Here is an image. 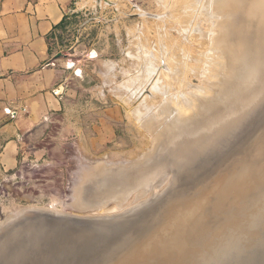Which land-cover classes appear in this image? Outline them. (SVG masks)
Wrapping results in <instances>:
<instances>
[{
  "label": "rangeland",
  "instance_id": "obj_1",
  "mask_svg": "<svg viewBox=\"0 0 264 264\" xmlns=\"http://www.w3.org/2000/svg\"><path fill=\"white\" fill-rule=\"evenodd\" d=\"M165 1L76 0L77 5L75 6V12L69 15V19L63 26L61 36L58 39V42L55 43L53 51L54 53L63 54L59 58L61 62L60 64L62 66H64L62 58L65 55H68L69 57H72L77 62H79L78 67L81 68L82 73L80 76H76L73 70L66 69L67 84L66 89L62 94V97H64V105L63 109L59 112V116L57 117L55 125L46 128L45 132L34 141L27 144L24 143V148H22V152L24 155H20V165L14 172L9 174H0V264H10L11 258L15 256L17 257V261L14 264H66L68 261H71L70 259H68L69 256L72 255L70 253L71 246L68 244L66 245L64 241L53 240V233H50V229L57 230L55 229V225L61 224L62 227H67L68 225L86 231L98 229L97 225L101 227L104 222H106V224L110 222L109 224L115 225V229L118 230H121V224L124 221L125 223H133L137 226H143L144 224H146V221L148 219L149 215L147 214L149 210H151L153 207H155L156 209L162 208L161 210H163L162 212H164L169 207L176 206L178 201L182 197L191 195V193H193V190H188L182 187L181 183L177 184L180 179L178 178L175 171H170L171 173H167L165 175L166 177L162 176V178L160 177L159 179L152 181L149 184H143L133 187L136 188L135 190H133L132 188H128L125 191L124 189L126 176L136 174L137 172L135 171H137L139 167L143 166H141L140 164H143L144 162H146L144 163V165H147L150 162L152 163V161L150 160L153 152L155 153L157 151V149L155 150V146L153 144L154 141L153 143L152 141H150L152 139L148 136L145 127H141L140 124L134 119V111L132 110L137 109L138 111V109L144 107L143 102H145L144 105H148L149 102L147 103V101L149 97L150 104L152 103L151 106L154 105L151 107L152 109L154 107V111H156L155 104L156 106H158L160 104L159 101H165V99H162L166 97V95L162 93L163 89L162 91H159L161 95L159 94L160 98L158 99L159 101H157V98L159 97L157 96L158 91H155L157 93L156 95V93L153 92L152 88L150 87V85H153V83L158 80V78L162 79V77H164L163 79L165 80L166 74L164 73L169 67V65H167L169 63L166 61L163 62L161 60V58L163 59L164 57L165 58L163 60L168 58L167 55L165 56V54H163V52L168 54L171 52L173 53L175 50L178 51V49L176 48L178 47V45L180 47V50H183L182 48L185 47L184 50L181 51L182 54L180 52L179 53L181 55L177 54V52L176 54L180 56H176L180 60L182 58L185 59V61L183 59L182 60L186 62L187 65H189V70L193 71V76L191 71H188L189 73L187 72V77H184L185 74L182 76L184 80L185 78H187L186 80H189H185L187 85L192 83V86H190V88L193 87V90L197 88L194 91H197L198 88H202L201 84H203L204 82V77H206L205 80H207V75H205L207 74L206 66L205 68L203 67L204 65L208 64H204L203 62L206 58L208 59V57L211 58L212 56L213 50L211 49V45L208 42L210 39L209 36L214 34L212 33V30H214V32L216 31L215 29H211V27L214 26L213 23V26L211 24V19L214 20V18L211 17V15L209 16V14L204 15L206 14L204 11H202L204 12V14H202V12H199L202 9L201 6L198 12L201 13L203 17H200L202 15L198 12V14L196 13L197 17L201 20L202 18L205 19L206 16L207 19L211 17V21L209 20L210 23L207 19H205L207 20L206 23L204 20H202L201 22V20L199 19V22L197 21V26L196 21L193 20L191 28L189 30L190 32L187 33L186 37H184L180 32L181 19L179 18V16L182 15L181 5H175L178 0H167L168 3L166 1V4L168 5L164 4ZM201 1V3H203V0ZM181 2L182 1H180V3ZM176 15L179 16L177 17ZM170 16L172 17L170 18ZM175 18L179 22V25L177 21H174ZM200 22L202 23L201 25ZM208 23L211 25H209ZM199 26L200 28H204L201 29L205 33L200 32L201 29L198 28ZM193 28H198L196 29L197 32H194L195 29ZM192 31L195 34L196 38L201 37L202 34L209 35V39H205V45L202 44V46L204 45L203 48L202 46H199L201 45V40L197 41L195 37H192ZM209 31L212 34H209ZM177 32L180 34V36ZM178 36L179 38L183 37L184 39L180 40ZM166 37L168 40H170L169 42ZM170 37L176 40L173 41V39ZM162 38H164L163 41ZM189 38L193 42V44L189 40ZM173 42L174 44L180 42V44L177 43L176 46H174ZM196 45L198 46V48ZM165 46H167L166 48L168 49L163 48ZM206 46L207 48H210L209 51H211V56L207 51L209 48L206 49ZM147 47L150 48V51L153 49V51H151V55L149 49L147 51ZM173 47H175L176 49H174ZM200 47L201 50L199 51ZM202 50H206L208 52V55L197 54L199 52L206 53ZM157 51L160 52H158L160 54V56L158 57L160 58V60L156 59V57L159 55ZM145 52L148 53L151 58L154 56L153 59L147 58L149 56L146 54V57ZM92 53H94V55H92ZM161 54L164 56H162ZM205 55H207L208 57ZM217 56L218 54L216 55V58H218ZM196 57H203L204 59H202V61H204L201 62L200 59ZM150 59L152 60V63L156 60L153 65H158L159 63L160 67L157 66L154 71H157L158 68L161 71L158 69L156 75H153L155 73L154 72L152 75L149 74L148 76L149 72L146 71L149 70L147 68H149L152 64ZM200 62L203 64H201ZM197 63L199 65H195ZM173 64L170 65L173 67ZM200 66L202 68H200ZM197 67L200 68L197 69L198 71L196 70ZM194 69L197 72H195ZM199 71H203V74L205 73L204 76H202L200 74L202 72ZM194 73L198 74L196 76L197 78H195L194 75L196 74ZM147 76H153V78L155 77L154 82L153 80H149V86L146 83L148 82ZM182 76L180 77V80L182 79ZM200 76H202V78H200ZM177 77H175L176 80ZM163 79L161 80L163 83H161L165 88L167 84L168 87H170L169 85L171 84L169 83L172 82L173 85L171 86L174 87V84L176 83V88L178 87L177 89H179V91H182L179 85H177V82L174 81L175 79L169 78L171 80L170 81L167 77V79L165 80L166 82ZM144 80L147 87H150L151 89L149 88L148 90L147 87L146 89L144 87L145 91H147H144L145 93H142V97L140 98H136V95L131 96L134 94L132 89L135 88L134 86H136L138 82H141L139 84H143L144 86H146L144 84ZM167 80L170 82H168ZM199 81H201V83ZM139 84H137V86ZM196 85H198V87H196ZM130 86L132 89L130 88ZM127 87L128 89H126ZM190 88H188V90L187 87L186 89L184 88L185 90H187L186 93L194 92L192 88ZM151 90L152 94L150 92ZM127 91H129L131 95L127 94L129 93ZM170 93H168V95ZM150 94L151 96H149ZM120 95L125 96L121 99ZM155 95L157 98L155 97ZM127 96H129L128 99ZM130 98L132 99L131 101L129 100ZM142 98L146 101L143 100L142 102ZM133 99H135V101ZM139 99L141 100V102ZM151 99L153 101H151ZM119 100L123 102L124 100L125 102L130 101V103L127 102V104L129 103L128 105L125 104V102L121 104L122 102H120ZM132 101L134 102L132 103ZM131 103L133 107L132 105H130ZM136 103L140 105V108L138 105L136 106ZM262 103L263 104L262 106L260 105V109H258L260 107L258 106L252 111V122L250 125V130L251 135H255V137L262 132V127H264V101ZM150 104L148 107H150ZM128 108H130V111H132L131 113ZM259 123L261 124L260 126H258ZM139 155L141 156L139 157ZM85 157H87V160ZM76 164L78 166H76ZM132 166L137 169L133 170V168H131V171L129 167ZM125 167L126 169L128 167V169L125 170ZM119 168L121 170H118ZM122 168L125 170V172H123L124 174H122L120 178V176H116L115 173L117 174L116 171L122 173ZM128 170L131 173L127 172ZM159 171L155 170V173L159 174ZM107 172L111 173V175L113 173L114 175L112 176L114 178L116 177V179L111 176L110 181L112 182H110L108 177L109 174ZM121 173H118L117 175ZM104 175L108 179L103 180ZM135 176H138V174ZM169 177L172 178L170 179ZM117 178L119 179L118 181L122 183H118ZM98 179H100V183L102 182L103 185L102 183L99 185ZM95 180L97 181V183ZM108 181L111 184H108ZM115 183H118V185L120 184V190H118L119 186L114 185ZM105 185H108L109 187H106L107 190H105V188H102L104 191H101L104 194L102 195V193L99 192V190H101V188L99 187H104ZM92 186L94 189L92 188ZM110 186H112L111 189ZM114 188L118 191V193L115 194L116 190ZM165 188H167L168 190L166 191ZM92 190L94 191V194L92 193ZM95 190L98 191V194L101 195L100 197H96L98 194H95ZM106 191L107 193L109 191L110 194H105ZM120 191H122V195ZM161 192L162 196L160 195ZM91 194L93 197L91 196ZM113 194L116 197H114ZM156 195H159V197ZM115 207H122L123 210L119 209V211ZM142 207H144V210ZM53 208L55 211H57L55 212ZM65 208L67 212H65ZM68 209L71 211H68ZM122 211L125 213H123ZM126 211H128V214L126 213ZM71 212L72 214H70ZM140 212L143 213V215H141ZM119 214L120 217L117 216ZM114 215L116 216V218L114 217ZM121 215L124 217H122ZM65 218H67V220H65ZM96 218H98L97 220L100 223L95 222L97 221ZM42 221L44 222L42 223ZM89 222L92 224V226ZM106 224L104 223L103 225ZM39 225H41V227ZM84 226H87L88 229H85ZM42 227L45 229V232L48 229V232L50 234H43L42 232L40 233V231H43ZM35 228L38 230V232H36L37 230ZM31 230L33 233H30ZM16 234H18L19 236ZM38 234L39 236H37ZM117 234H121V231H117ZM125 234H127V232L125 233V230H123L121 235L126 236ZM35 236L38 237L37 240L35 239ZM123 237L118 240L108 252L103 253L99 257L98 261L96 260L93 264L113 263L119 256L124 255L126 249H128V247L133 243L134 239L139 237V235H131L126 240H123ZM259 238L261 239H259L258 241H254L252 246L246 249L247 253L253 251L255 248L253 250L252 248L256 244H258L260 248L264 247L263 230L260 231ZM32 241L34 242V244ZM15 244L17 246H15ZM45 244L48 245L46 246L48 250L46 249V247H44ZM19 245L23 247L20 248ZM7 251L10 255H7ZM37 251L40 252L41 255ZM43 251L45 252L43 253ZM4 252L6 253V255ZM32 258L34 259L32 260Z\"/></svg>",
  "mask_w": 264,
  "mask_h": 264
},
{
  "label": "bare ground",
  "instance_id": "obj_2",
  "mask_svg": "<svg viewBox=\"0 0 264 264\" xmlns=\"http://www.w3.org/2000/svg\"><path fill=\"white\" fill-rule=\"evenodd\" d=\"M166 1L164 2V4L168 5L166 4ZM180 1H182L181 2L182 4L180 3ZM180 1L178 2L179 4L176 2L175 5H181V9H182L181 10L182 15L181 14H180L181 16L176 15L177 17L179 16V18L181 19L180 20V23H181L180 32L182 36L186 37L187 33L190 32L189 30L191 28V24L193 20L196 21L197 23L196 25L198 26V22H199L198 20L200 18L197 17L196 13L198 12L201 6H202V9L199 12L204 11L206 14H204V12H202V14L204 15L209 14V16L211 15V17L214 18V20L211 19L213 21L212 22L210 20L211 17L207 19V16L206 18L204 16L205 19H207L208 21L210 20L211 24L213 23L214 26H216L214 27L212 24L214 28L211 27V29L216 30L215 32L214 30H212V33L214 34L210 33L211 30L209 31V34H212L213 36L212 35L209 36L206 34L203 35L201 33L203 37H205L203 38L201 35L204 41L203 42L201 37L199 38L195 37V34L193 33V31H192L193 35L191 34L192 37H195L197 41L201 40V45L199 46H202V44L205 45V39L206 38L209 39L210 37L209 42L207 41L208 39L206 41L210 43L211 45V49L213 50L212 52L213 57L210 55V52H211L209 51L210 48L208 47L209 48L208 49L207 46H206V49H208L207 51L209 52V55L211 56V58L207 56L208 52L206 50H202L203 52L205 51L206 53H200V52L197 53L198 55L207 54L205 56H207L208 59L206 58L205 61L203 60L204 62L202 61V59L205 58L204 56H203L204 58L196 57V58H199L200 61L203 62L204 64H208V65H204L203 67L205 68L206 66L207 74L205 73L204 74L207 75V80H205L206 77H204V80L202 79L204 81V82L202 81L203 84H201L202 88H198L197 91H194L197 88L193 90V87H191L194 92L186 93L188 88L192 86V83H190L191 82L190 81L189 82L190 84H188L189 85L188 86L185 82L187 78H185L184 80L182 75L185 74L184 75L185 77L187 72L191 70H189V65H187L186 62H184L185 59L182 58L184 61L182 59H181L182 61L178 59V57L182 54L181 51H183L185 48L182 46L183 50H180V47L178 45L179 48L176 47L178 51L175 50L173 53L171 52L168 54L163 52V54H165V56L167 55L168 58L166 57L167 59L163 60L165 58L164 57L163 59L161 58V60L163 62L166 61L169 63L167 64L169 65V67L166 69V72L164 71L165 72L164 74H166L165 80L167 79V77L168 79L169 78L175 79V77L178 76L179 78L177 77V80L175 79L174 81L177 82V85H179L182 91H179V89H177L178 87L176 88V85H175L176 83L174 84V87L176 89L175 90L174 87L171 86L173 85L172 82L169 83L171 84L169 85L170 87H168V84H167L165 88L162 85L163 82L161 81L164 77H162V79L158 78V80L156 81L154 80L155 77L154 78L153 76L148 77L149 74L152 75L154 72L155 73L153 75L157 74L156 72H158L159 68L157 69V71H154V70L157 66H159V63L158 65H153V63H155L156 60L152 63L151 59H153L154 56L151 58L149 54L145 52V56L147 54L149 57L147 56L146 57L151 58L150 61L152 63V64L150 63L151 66L147 68L149 70L146 71V72H149L147 76L148 82L146 83L148 85L149 80H153V82L155 81L153 85L151 84L152 86L150 85L153 92L158 91V95L156 92L155 93L157 96H159L160 94L159 91H162L163 89L162 93L165 94L166 97L165 95H164L165 98H162L161 96V98L165 99V101L163 100L159 101L158 99L160 98V96L157 98L155 95V97L157 98V101H159L160 104L158 106H156L155 104L156 111H154L153 110L154 107L153 109L151 108L154 105L151 106L152 103L150 104V101H149L150 100L149 96H151L152 94V90H151L150 91L151 94L148 96L149 98L147 97L148 98L147 103L149 102L148 105H144L145 102H143V100L145 99L142 98L144 107L141 106L142 108H140V105L137 104L138 103L137 102L136 106L138 105L140 109H138V111L137 109L132 110L134 111V116L133 115L132 116L135 117L134 119L140 124L141 127H145V130L147 131L148 136L151 137L152 139L150 141H152V143L154 141L153 144L155 146V150L157 149V151L155 153L153 152L151 160L149 159L150 161H152V163L150 162L149 164L144 165V163H146L144 162L143 164H140L141 166L142 165L143 166L139 167L138 170L135 171L137 172L136 174L126 176L125 178L126 182L124 184V189L125 191L128 188H132L133 190H135L136 188H133V187L143 185V184L145 185L149 184L152 181L159 179L160 177L162 178V176L164 177L167 173L169 174L170 171H175L178 178L180 179V181L177 182V184L181 183L182 187L188 190H193V193H191V195L182 197L178 201L176 206L169 207L167 211H165L163 214L157 217H153L151 220H149L148 229L146 233L142 234L141 237L137 238L133 242V244L128 249H126L124 255L119 256V258L116 259L112 264H225L223 263V259H222L223 252L226 250L232 251L234 249H237L239 246L238 245L239 239L243 243H244V240L253 242V241H258L259 239H261L259 238V235H260V231L263 230L261 225L264 224V134L258 139H253L254 137L253 138L251 137L252 135H251L250 125L252 122V111L256 107L260 105L262 106L263 104L262 102L264 101V0H203V3H201L202 2L201 0H180ZM179 11H180V8H179ZM172 16H170V18ZM200 17H203V15ZM176 18L174 21H177ZM205 19L202 18V20H204L206 23L207 20ZM201 22H200V25L202 24ZM177 23L179 25L178 21ZM198 28H200V26ZM196 29L194 30V32L196 31ZM202 29L201 31L200 30L199 31L203 32ZM160 39H161V36H160ZM163 39L164 38H162V41ZM179 39L182 40L184 38L180 37ZM174 40L176 39H173V41ZM169 41L170 40H168V42ZM183 41H180V42H183ZM180 42L179 43L177 42V43L180 44ZM164 43H165V40H164ZM176 44H174L173 42L174 46H176ZM166 47L167 46L163 48H166ZM173 48L176 49L175 47ZM148 49L151 55V51H153V49L151 48L152 50L150 51V48L147 47V51ZM200 50H201V47L199 51ZM159 51H160V48H159ZM159 51H157V53ZM214 52L218 54L217 56L218 58H216L217 54ZM176 53L180 55L178 56ZM92 55H94V53H92ZM159 56L160 54L156 57L157 60H160V58H158ZM199 59H198V63H199ZM62 60H63V64L66 69L73 70L76 76L81 75L82 70L81 68L78 67L79 62H77L72 57H69L68 55H65L62 58ZM170 61H173L174 64L173 62H170ZM198 63L195 65H199ZM170 64L171 65L173 64V67ZM200 68L202 67L200 66ZM200 68L197 67L196 70ZM196 70L195 72L198 71ZM199 72H202L200 74L204 76L203 71H199ZM191 73L193 76V71H191ZM197 75L198 74L194 75L195 78H197L196 77ZM181 76H182V79L180 80ZM202 76H200V78H202ZM186 81H189V80H186ZM199 82L201 83V81ZM139 83L141 82H138L137 84ZM137 84L136 86H134L135 84L133 85L135 87L134 89H132L130 86L134 94L132 93L133 95H131L129 91H127L129 92L127 94L131 96L136 95V98L137 97L140 98L142 97L141 96L142 93H145L147 91V90L145 91L147 85L145 84V80H144V84L146 86H144L143 84H139L137 86ZM186 87H187V90H185ZM196 87H198V85H196ZM126 89H128V87ZM168 93L170 94L168 95ZM124 96H121V99ZM128 98L129 96H127V99ZM129 100L131 101L132 99L130 98ZM133 100L135 101V99ZM153 100H154V96H153ZM153 100L151 99V101ZM130 101H127V102L130 103ZM134 101H132V103ZM120 102H122L121 104L124 103L123 101H120ZM127 102H125V104H127ZM132 103L130 105H132ZM149 104H150V107H148ZM261 106L258 109H260ZM128 109L130 111V108ZM132 111H130V113ZM260 125L261 124L259 123L258 126ZM140 156L141 155H139V157ZM85 158L87 160V157ZM76 166L78 165L76 164ZM134 166L129 167V169L131 170V168H133V170L134 169L136 170L137 168H134ZM127 169L125 167V170ZM118 170H121V169L119 168ZM125 170L123 169L122 173L116 171L117 174L118 173H121V174L117 175L115 173V175L120 176L121 178V175L124 174L123 172H125ZM155 170H158V171L160 170L159 174L155 173ZM127 172H129V170ZM107 173L109 174L108 177L110 181L111 176L114 175L113 174L114 171L112 175L109 172ZM137 174L138 176H135ZM100 179H98L99 185L102 183V182L100 183ZM105 179H108V178H106L104 175L103 180ZM114 179H116V177ZM118 180L119 179L117 178V181ZM110 182L108 184H111ZM118 183H122V182L118 181ZM118 183L117 184L115 183L114 185L119 186L120 184L118 185ZM106 187H109V186L105 185L104 187H99L101 188V190H99L98 188L99 192L103 191L104 188L105 190H107ZM111 187L112 186H110V189ZM120 188L121 187L119 186L118 190H120ZM167 188H165L166 191L168 190ZM109 191L108 193L106 191L105 194L106 193L110 194ZM122 191H120V193ZM92 193L94 194V191ZM116 193H118L117 190L115 194ZM163 193H164V190H163ZM95 194H98V191H96ZM161 194L162 192L160 193V195ZM102 195L104 194L102 193ZM100 196L101 195L98 194L96 197H100ZM156 196L159 197V195H156ZM114 197L116 196L114 195ZM144 207H142L143 210H144ZM117 209L123 210L122 207L117 208ZM68 211H71V210L68 209ZM65 212H67L66 208H65ZM127 212L128 211H126V213ZM70 214H72V212ZM141 215H143V213H141ZM117 216L120 217V214ZM114 217L116 218L115 215ZM98 218H96V220ZM65 220H67V218H65ZM43 222L44 221H42V223ZM85 222H86V218H85ZM95 222H98V220ZM104 223L106 224V222ZM39 226L41 227V225ZM262 226L264 227V225ZM97 227L99 228L98 225ZM84 228L86 229L87 226L86 227L84 226ZM42 229L44 228L42 227ZM31 232L32 230L30 231V233ZM36 232H38V230ZM41 232L42 231H40V233ZM34 234H37V233H34ZM15 246L17 245L15 244ZM46 246L48 245L45 244L44 247ZM21 247L23 246H20V248ZM240 247H242L244 251V247L242 245H240ZM261 250L262 249H257L251 253H247L246 251H244L242 253L241 260L239 261L238 264H260L264 258V254L261 252ZM44 252L45 251H43V253ZM7 255H10L8 254V251H7ZM33 259L34 258H32V260Z\"/></svg>",
  "mask_w": 264,
  "mask_h": 264
},
{
  "label": "crops",
  "instance_id": "obj_3",
  "mask_svg": "<svg viewBox=\"0 0 264 264\" xmlns=\"http://www.w3.org/2000/svg\"><path fill=\"white\" fill-rule=\"evenodd\" d=\"M76 5L0 0V174L19 167L24 143L55 125L63 109L66 68L53 48Z\"/></svg>",
  "mask_w": 264,
  "mask_h": 264
},
{
  "label": "water",
  "instance_id": "obj_4",
  "mask_svg": "<svg viewBox=\"0 0 264 264\" xmlns=\"http://www.w3.org/2000/svg\"><path fill=\"white\" fill-rule=\"evenodd\" d=\"M62 55L63 54L59 53L57 55V58L59 59ZM263 134H264V127H262V132L259 135H257L256 137L255 135H253L251 137L252 138L254 137L253 139H258ZM161 209L162 208L156 209L155 207H153L151 210H149L147 214L149 215L148 219L146 221V224H144L143 226H139V225L137 226L136 224H133V223L123 222L121 224V230L115 229V225L106 224V225H102L98 229L86 231V230L74 228L73 226L67 225V227H62L61 224H57L55 225V229H58L59 231L51 229L50 233L51 232L53 233L52 235L53 240L64 241L66 245L68 244L71 246L70 253L72 255L69 256L68 258L71 261L70 262L68 261L66 264H93L96 260L98 261L99 257L103 253L108 252L111 249V247L124 236V235H121L123 230H125V233L127 232V234H125L126 236L123 237V240H126L131 235L138 234L139 237H141L142 234L146 233L148 229L149 220L165 212V211L162 212L163 210ZM262 225L261 227L264 230V227ZM117 231H121V234H117ZM42 233L43 234L48 233V230L45 232V229H43ZM37 236H39V234ZM35 239H38V237L35 236ZM136 239H134V241ZM253 243L254 241L250 242L248 240H244V243H243L239 239L238 240L239 246L237 249H234L232 251L226 250L223 252V255H222L223 263L238 264L239 261L241 260L242 253L246 251V249L250 248ZM240 245L244 247V251L242 247H240ZM257 249H262L261 252L264 254V247L260 248L258 244L253 246L252 248L253 251H250L249 253L254 252ZM16 261H17V257L16 256L12 257L10 264H14ZM260 264H264V258Z\"/></svg>",
  "mask_w": 264,
  "mask_h": 264
},
{
  "label": "built area",
  "instance_id": "obj_5",
  "mask_svg": "<svg viewBox=\"0 0 264 264\" xmlns=\"http://www.w3.org/2000/svg\"><path fill=\"white\" fill-rule=\"evenodd\" d=\"M52 65H55V64H52Z\"/></svg>",
  "mask_w": 264,
  "mask_h": 264
}]
</instances>
